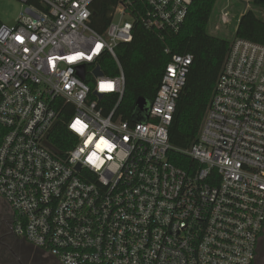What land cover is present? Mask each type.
<instances>
[{
	"label": "built area",
	"instance_id": "built-area-1",
	"mask_svg": "<svg viewBox=\"0 0 264 264\" xmlns=\"http://www.w3.org/2000/svg\"><path fill=\"white\" fill-rule=\"evenodd\" d=\"M18 1L15 22L0 21V197L13 235L59 264H255L264 46L230 42L198 140L181 151L194 161L186 171L168 160V128L192 56L171 55L127 119L116 49L136 24L177 33L193 0H116L101 33L95 0ZM107 59L116 75L102 71ZM59 123L72 135L62 149L49 140Z\"/></svg>",
	"mask_w": 264,
	"mask_h": 264
},
{
	"label": "trees",
	"instance_id": "trees-1",
	"mask_svg": "<svg viewBox=\"0 0 264 264\" xmlns=\"http://www.w3.org/2000/svg\"><path fill=\"white\" fill-rule=\"evenodd\" d=\"M217 0H193L188 14L177 33L171 31H148L136 24L131 43L119 44L116 54L124 74V96L120 111L129 118L134 113L139 98L149 103L158 88L161 74L169 62L171 55L189 54L192 64L186 77V83L181 90L176 103L175 112L168 128V141L172 147L168 160L177 167L189 171L194 167V161L181 151L197 142L199 131L206 110L214 93L215 85L227 56L230 42L211 36L207 27L216 6ZM116 0H95L92 28L101 33L110 21V13ZM252 4L264 10V0H252ZM264 46V20L248 10L238 19L235 37ZM168 53H165V50ZM102 71L105 74L116 75L118 68L110 59L104 61ZM65 119L61 117V120ZM61 125L60 123L58 124ZM72 135L64 126L59 127L56 138L49 139L62 149L61 141L70 140ZM21 247L41 264V250L33 249L29 244L19 239ZM0 264H17L15 259L0 248ZM16 253V252H15ZM41 254V255H40ZM22 264H29L28 257L19 256Z\"/></svg>",
	"mask_w": 264,
	"mask_h": 264
},
{
	"label": "rangeland",
	"instance_id": "rangeland-1",
	"mask_svg": "<svg viewBox=\"0 0 264 264\" xmlns=\"http://www.w3.org/2000/svg\"><path fill=\"white\" fill-rule=\"evenodd\" d=\"M23 8V4L18 0H0V21L8 25L13 24ZM247 9L254 11L264 20V10L255 7L250 1L246 8L243 0H217L207 27L208 34L231 42L235 37L238 19ZM224 13H227V23L222 25L220 22L224 18ZM216 25L220 26L218 30L215 29ZM4 211L5 208L0 197V213L3 214ZM255 264H264V235L259 242Z\"/></svg>",
	"mask_w": 264,
	"mask_h": 264
},
{
	"label": "flooded vegetation",
	"instance_id": "flooded-vegetation-1",
	"mask_svg": "<svg viewBox=\"0 0 264 264\" xmlns=\"http://www.w3.org/2000/svg\"><path fill=\"white\" fill-rule=\"evenodd\" d=\"M2 204L5 208V211L3 212V214L0 213V248L4 249L12 257H13V255L11 254V252H13L15 255H16V253H18L19 256L23 259H26L28 257L29 264H41V262L36 260L33 256L27 255V251L21 247L22 244H21L19 238L15 237L13 235V233L11 231V226H10L11 225L10 209L3 200H2ZM41 257L43 260L47 261V264H59L55 258H53L49 255L43 254V255H41Z\"/></svg>",
	"mask_w": 264,
	"mask_h": 264
},
{
	"label": "water",
	"instance_id": "water-1",
	"mask_svg": "<svg viewBox=\"0 0 264 264\" xmlns=\"http://www.w3.org/2000/svg\"><path fill=\"white\" fill-rule=\"evenodd\" d=\"M97 75H100L99 72H97ZM146 102L144 99L142 98H139L136 102V109L138 111H142L144 109V106H145ZM51 149H54L52 146H50ZM55 150V149H54ZM78 168V167H77ZM11 254L13 255L15 261L17 262V264H22V262L19 260V258L13 253L11 252Z\"/></svg>",
	"mask_w": 264,
	"mask_h": 264
},
{
	"label": "snow or ice",
	"instance_id": "snow-or-ice-1",
	"mask_svg": "<svg viewBox=\"0 0 264 264\" xmlns=\"http://www.w3.org/2000/svg\"><path fill=\"white\" fill-rule=\"evenodd\" d=\"M17 39L20 40L21 38L20 37H17ZM109 147H111V146L109 145Z\"/></svg>",
	"mask_w": 264,
	"mask_h": 264
},
{
	"label": "crops",
	"instance_id": "crops-1",
	"mask_svg": "<svg viewBox=\"0 0 264 264\" xmlns=\"http://www.w3.org/2000/svg\"><path fill=\"white\" fill-rule=\"evenodd\" d=\"M243 14V13H242Z\"/></svg>",
	"mask_w": 264,
	"mask_h": 264
}]
</instances>
